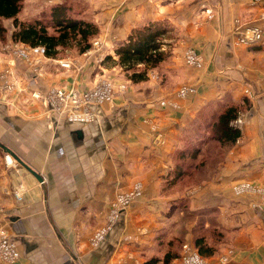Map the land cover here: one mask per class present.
<instances>
[{
  "label": "crops",
  "instance_id": "0c3cea01",
  "mask_svg": "<svg viewBox=\"0 0 264 264\" xmlns=\"http://www.w3.org/2000/svg\"><path fill=\"white\" fill-rule=\"evenodd\" d=\"M81 1L84 18L99 29L104 55L114 57L133 30L158 24L168 31L170 56L139 84L123 80L115 64L100 65L96 73L94 55H79V71L49 64L35 86L39 91H83L100 78L126 85L111 102L92 106L89 122L44 110L30 90L0 99V143L41 178L0 149V232L17 243L14 264H179L181 250L167 247L188 238L181 223L190 212L185 220L208 212L216 223L220 235L207 240L214 249L211 264H264V198L234 193L243 184L264 192V40L251 47L236 42L240 29L258 23L264 0ZM29 2L25 12L38 13ZM10 48L0 45L1 65L21 83L30 82V66L12 61ZM190 50L201 66L187 61ZM244 99L250 109L242 113L241 136L209 179L172 193L167 178L198 114L215 104L243 108ZM136 186L142 195L94 245L116 198ZM177 195L186 205L181 212Z\"/></svg>",
  "mask_w": 264,
  "mask_h": 264
},
{
  "label": "trees",
  "instance_id": "16d2710c",
  "mask_svg": "<svg viewBox=\"0 0 264 264\" xmlns=\"http://www.w3.org/2000/svg\"><path fill=\"white\" fill-rule=\"evenodd\" d=\"M84 11L81 0H62L25 19L21 16L23 0H0V43L2 40L5 43L10 40L29 47L41 46L45 48L46 57L51 59L58 57L60 49L74 45L78 54L82 55L91 49L92 39L99 34L98 27L84 18ZM5 21H11V31L4 25ZM167 33V29L158 24L135 29L127 41L115 49L114 57L107 55L101 65L106 66L110 62L117 65L125 80L131 84L145 82L149 71L159 69L170 56V51L165 49L168 45L164 43ZM244 103L243 108L215 104L211 109L205 107L198 114V126L196 124L191 134L185 137L184 146L177 152L174 169L167 178L169 188L175 186L181 190L187 185H197L209 179L227 151L241 136L240 129L233 122L250 109L247 99H244ZM176 207L180 212L185 209L184 199H179ZM193 215V212L186 214V219ZM207 215L208 212L197 214V218L204 224L209 223V228L203 231H210L211 228L217 231L211 235L195 232L192 234L194 239L191 245L204 259L214 253L207 240H214L220 235L215 221L207 218ZM175 245L178 248V240ZM182 246L178 249L181 250ZM176 254L167 255L164 263Z\"/></svg>",
  "mask_w": 264,
  "mask_h": 264
},
{
  "label": "built area",
  "instance_id": "2783aa9c",
  "mask_svg": "<svg viewBox=\"0 0 264 264\" xmlns=\"http://www.w3.org/2000/svg\"><path fill=\"white\" fill-rule=\"evenodd\" d=\"M257 2L260 0H256ZM47 4H55V0H47ZM264 40V7L258 15V23L256 25L242 28L238 31L236 37L237 44L245 47H251L259 44ZM95 45L97 43H94ZM90 50V49H89ZM88 50V51H89ZM16 58L19 61L25 62L31 68L32 78L30 83L34 84L41 78L42 67L46 66L44 60L50 59L56 61L57 59L47 58L45 55V48L41 46L29 47L26 45H20V47L13 50ZM187 61L193 66H201V60L199 57L193 54V51L186 53ZM62 68H71L73 65L69 60L58 62ZM13 77L9 69L5 68L0 63V99L7 101L15 93ZM124 89V86H121ZM31 98L41 102L44 110L57 113L60 116H64L68 120L78 122H89L94 119L95 114L92 110V106H102L112 101L115 94L114 86L111 82H104L91 89L77 91H67L62 88H50L45 91L31 90ZM182 95L185 91L181 92ZM243 122V114H240L233 122V125L240 129ZM159 142H163V136L159 134L157 136ZM7 160V157H6ZM11 162V161H10ZM261 193V197L264 198V192L259 191L258 188L249 186L247 184L239 185L234 189L235 195H242L245 193ZM16 199H19V195L14 193ZM141 196V189L136 186L134 190L127 195H120L116 198L112 210L109 214L108 226L97 232L92 243L98 245L103 239L105 233L110 229L114 217L130 204L131 200H135ZM3 209L0 204V213ZM19 259V252L17 249V243L14 239L10 238L3 231L0 232V260L14 264ZM179 264H211L207 259L202 258L198 252L189 244L182 246L180 256L178 258ZM219 260L224 262L226 256L220 257Z\"/></svg>",
  "mask_w": 264,
  "mask_h": 264
},
{
  "label": "rangeland",
  "instance_id": "374dc122",
  "mask_svg": "<svg viewBox=\"0 0 264 264\" xmlns=\"http://www.w3.org/2000/svg\"><path fill=\"white\" fill-rule=\"evenodd\" d=\"M42 3V4H41ZM27 4L29 5V4H31V2H29V0H23V12H22V18H29V17H31V14H32V12H30L29 14L28 13H26L25 12V9H26V7H27ZM48 6H50L49 4H47V0H34V2H33V8L35 7L36 8V10H37V12H41V10L43 9H45V8H48ZM35 14H37V13H35ZM34 14V15H35ZM4 25L5 26H7V28L9 29V31L10 30H12V23H11V21H5L4 22ZM4 41H5V39H4ZM10 41V40H9ZM3 42V40H2V42L0 43V45H1V47L2 48H6V46H7V44H10V45H12V48H10L11 49V59H12V61H15V62H22V61H19L17 58H16V56H15V53L13 52V50L14 49H16V48H18V47H20V45L21 44H17V43H13V42ZM5 43V44H4ZM94 43H97L96 45L94 44ZM11 47V46H10ZM171 47V46H170ZM166 50H168V48H165ZM102 50H103V48H102V46H101V42H100V40H98V39H96V38H94V39H92V41H91V49L88 51H86L85 52V54H84V57H86V58H89V57H91V56H93L94 55V57H95V59H96V73H98L100 70H99V67H100V65H101V63H102V61H103V59L107 56V55H104V53H102ZM1 51V50H0ZM171 51V50H170ZM97 55V56H96ZM79 58V54H78V52H77V50H76V47L74 46V45H69V46H67V48H64V49H60V51H59V54H58V57L56 58L57 60L56 61H51L50 59H48V60H44L45 61V63L47 64L46 66H44V67H42V72H41V75L43 76V73H44V70L46 69V67L49 65V64H52L53 66H56V68H58V69H62V70H76V71H79L80 70V66H78V64H77V62H76V59H78ZM64 60H69L70 62H72V66H71V68H69V69H67V68H62L61 66H60V64L58 63V62H62V61H64ZM1 63V62H0ZM22 63H24V64H26L25 62H22ZM112 66V64H111V62L110 63H108V64H106V68L107 67H111ZM102 68H104L103 66H102ZM61 71V70H60ZM121 74L123 75V73H122V71H121ZM12 75V74H11ZM13 76V75H12ZM42 76H41V78H42ZM114 76V75H113ZM12 78V80H13V82H15V84H14V90H15V93L9 98V99H11L12 97H14L16 94H22V93H24L25 91H27V90H37V87H35V86H37V85H39V79H38V81L37 82H35L34 84H32V83H30V82H28V83H26V84H23V83H21L17 78H15V77H11ZM40 78V79H41ZM123 80H125V78H124V75H123ZM104 82H111L112 84H113V86H114V91L118 88L119 90H125V84H121V85H116V83H115V81H114V79H106V78H100L99 80H98V82L97 83H95L94 85H92V87H96V86H98V85H100V84H102V83H104ZM121 86H124V89H121ZM92 87H90V89L92 88ZM89 89V88H88ZM87 90V89H86ZM67 91H70V90H67ZM79 91V90H78ZM40 102V101H39ZM40 104H41V102H40ZM189 181V180H188ZM190 184V183H189ZM194 186H196V184L195 185H191V186H188L187 185V187H194ZM187 189V188H186ZM134 190V189H133ZM132 190V191H133ZM131 191V192H132ZM176 192H178V190L177 189H174V190H172V193H174V194H176ZM185 192H187L188 194H195L196 192H197V189H195V188H191V189H187V190H185ZM128 193H130V192H128ZM128 193H124V194H121V195H123V196H125V195H127ZM141 195H142V193H141ZM120 196V195H119ZM177 196H179V195H177ZM179 198H181L180 196H179ZM137 199V198H136ZM135 199V200H136ZM182 199V198H181ZM134 199L133 200H131L130 201V204L126 207V208H128L130 205H132L133 203H134V201H135ZM112 207H113V205H112ZM125 208V209H126ZM111 210H112V208H111ZM185 218H186V213L182 216V223H181V226L182 227H184V226H186V228L184 227V231L186 232V235H187V237L189 238H186L185 239V237L184 236H182V237H180V238H178V248H180L182 245H185V244H191L190 242H189V240H190V234H193L194 235V233L195 232H199L200 234H206V235H211L212 233H213V231H217L216 229H212L211 228V230L210 231H203V230H205V229H207V228H209V227H207V225L206 224H204L200 219H196V218H193V219H190V220H185ZM214 234H216V232H214ZM175 243L176 242H172L171 244H169L168 245V247H167V249H171V248H174L175 246Z\"/></svg>",
  "mask_w": 264,
  "mask_h": 264
},
{
  "label": "water",
  "instance_id": "95a60500",
  "mask_svg": "<svg viewBox=\"0 0 264 264\" xmlns=\"http://www.w3.org/2000/svg\"><path fill=\"white\" fill-rule=\"evenodd\" d=\"M0 149L5 152L6 154H8L10 157H13L21 166L25 167L33 176L36 177V179L38 181H41V178L38 176V174H36L35 172H33L27 165H25L17 156H15V154H13L11 152L10 149H8L6 146L2 145L0 143Z\"/></svg>",
  "mask_w": 264,
  "mask_h": 264
}]
</instances>
